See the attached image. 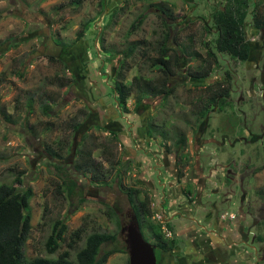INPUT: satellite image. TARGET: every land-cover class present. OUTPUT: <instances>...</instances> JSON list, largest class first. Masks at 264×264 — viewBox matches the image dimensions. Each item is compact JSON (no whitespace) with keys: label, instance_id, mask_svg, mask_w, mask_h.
Returning <instances> with one entry per match:
<instances>
[{"label":"rangeland","instance_id":"374dc122","mask_svg":"<svg viewBox=\"0 0 264 264\" xmlns=\"http://www.w3.org/2000/svg\"><path fill=\"white\" fill-rule=\"evenodd\" d=\"M212 2L221 1L0 0V184L33 189L28 257H57L68 249L67 240L56 253L46 248L54 223L63 220L67 236L86 227L72 258L88 233L106 231L117 235L102 249L114 252L106 264H130L125 228L136 216L127 188L135 187L150 194L154 208L163 203L176 211L189 204L192 192L197 199L192 215L204 225V207L215 208L213 213L232 224L238 216L250 234L243 245L254 253L260 247L256 257L264 264V45L261 30L253 26L255 9L264 13V2L258 6L251 0L247 61L213 45L218 59L210 56L203 42L215 35L203 27L215 26ZM81 31L85 35L79 39ZM167 31L174 48L192 40L190 52L181 55L188 63L181 70L174 64L168 77L173 94H152L139 103L135 90L122 113L113 92L120 64L125 61L128 82L134 76L144 87L162 82L167 77L155 60ZM132 45L133 52L124 57ZM196 78L213 89L196 85ZM216 81L230 86L231 95L224 109L213 105L201 117ZM182 135L187 141L179 149L185 154L180 161L175 142ZM86 155L94 161L89 167L102 168L101 181L78 167L85 166ZM71 180L76 181L72 197ZM169 216L155 211L152 221L184 246V236L163 221ZM143 233L155 242L149 227ZM179 250L166 253L161 264H175L174 254L185 262Z\"/></svg>","mask_w":264,"mask_h":264},{"label":"trees","instance_id":"16d2710c","mask_svg":"<svg viewBox=\"0 0 264 264\" xmlns=\"http://www.w3.org/2000/svg\"><path fill=\"white\" fill-rule=\"evenodd\" d=\"M263 2V0H257L258 4H262ZM250 8L251 0H222L219 5L214 6L212 19L214 20L215 26H205L203 27V31L206 34L210 32V34L215 35V38L213 40L204 41L203 43L210 48V56H213L215 60L218 59V55L213 48L214 46L216 51L228 54L232 58H236L240 61H247L249 59L251 55V45L246 37L245 23ZM168 16L171 17V19H175L173 14H169ZM143 17L144 16H141L135 24H141L144 20ZM254 24L255 27L262 32L264 45V13L261 14V12L258 13L257 11L254 15ZM84 35V31H81L78 38L81 39ZM170 36L171 32L167 31L162 41L159 55L155 60V64L159 65L158 68L162 70L167 77L162 82L152 83L144 87L139 85V83L136 85L137 76H134L132 81L128 82L125 74V61L120 64L115 76L116 81L113 86V92L116 94L115 100L122 113L128 110L127 103L135 90H138L139 93L137 97V102L139 103H141L144 98L152 97V94L154 98L158 96L162 98V95L164 98H167L173 94L175 86H171L168 77L175 73V69L173 68L174 64L181 70V68L188 63L187 60L185 62L181 60V55L188 54L187 51L190 52L192 40L189 44H185L180 49H177L168 45ZM190 39H192V37H190ZM174 40L177 42L176 36ZM212 45L213 47H211ZM134 47L133 45L130 46L129 50L123 53V56L126 57L131 54ZM195 54H197V52H195ZM189 57L187 56V59H189ZM227 74H229V71H227ZM193 83L198 86L204 85L203 87L205 88L210 87L209 89L211 90L213 89L209 84H205L206 79L204 78L194 80ZM214 85L216 90L212 92L208 101L204 104V107H201L199 110L200 112H198L201 117L207 115L213 105H218V108L224 109L225 102L231 95L230 86H224L223 81H217ZM161 132H163V130ZM113 138L120 140L116 131H113ZM186 138V136L182 135L177 138L175 142L178 145L176 152L178 153L180 161L184 159L183 157L185 154L182 152L180 153L179 149L181 147L183 149L186 145ZM91 162L94 163L91 155H86L83 163L85 166L78 165V167H83L92 173L94 179L101 181L104 178L102 168H100L99 164H94L92 167H89ZM178 172L179 177L185 175L182 170ZM71 181L68 189V195L70 197H72L76 188V181ZM16 182L23 183V180L17 178ZM33 195L34 193L31 187L20 189L15 183L0 184V264H106L110 255L114 252L113 250H108L102 253V249L105 244L109 242L114 243L116 241V233L106 231H93L88 233L83 246L77 249L76 257L72 258L71 250L77 248L79 242L83 239L86 227L81 225L67 236L68 226L63 220H57L54 223L53 232L46 241V248L49 253H56L61 247V242L67 240L68 249L60 251L57 257L40 255L28 257L26 243L32 227L30 201ZM127 195L141 230L143 231L146 226L149 227L155 240L153 244H156L161 251H173L179 244V240L177 237L168 236L162 231L161 224L152 221L156 210L153 207V200L150 194L141 188L130 187L127 188ZM170 228L173 229L171 224ZM258 238L261 240L260 236H258ZM157 257H159V260L161 259V255L158 256V253Z\"/></svg>","mask_w":264,"mask_h":264},{"label":"crops","instance_id":"0c3cea01","mask_svg":"<svg viewBox=\"0 0 264 264\" xmlns=\"http://www.w3.org/2000/svg\"><path fill=\"white\" fill-rule=\"evenodd\" d=\"M187 1L193 3V0ZM200 144L201 146H204V144H202L201 142ZM159 165L162 164L159 163ZM198 202L200 203V200ZM194 205H196V202L194 203ZM194 205L190 203L185 205L182 210L180 209V212H182L183 216H175L177 211L173 210V208H170L167 205H164L163 203H160V206L157 207L158 213L164 214L168 212L170 214L167 220L172 218L171 220H173L176 224L175 227L177 229V234L181 237L184 236V238L186 239L184 246H182V243L180 241L176 246L180 247L179 251L185 262H181L178 258V254H174L175 264L254 263L251 257L253 255L256 256L258 253H260V247H255V253H248L243 244L249 242L250 234L247 232V227L243 224L241 219H238V216L234 217L235 223L232 224L230 221L223 220L218 215L219 212H217V210L215 213H213L215 208H206L209 209L206 213L208 222L204 225L200 223V221L197 220L195 216L192 215L191 211L193 210ZM168 207L169 210L167 211ZM170 210L172 212H169ZM193 211H195V209ZM211 224H213V226L209 228L208 226ZM204 228L205 230L209 229V231L207 230L206 233ZM201 233L204 235V237L196 242L195 238H197ZM191 240L193 241V247L187 248L188 243Z\"/></svg>","mask_w":264,"mask_h":264},{"label":"water","instance_id":"95a60500","mask_svg":"<svg viewBox=\"0 0 264 264\" xmlns=\"http://www.w3.org/2000/svg\"><path fill=\"white\" fill-rule=\"evenodd\" d=\"M125 230L130 264H158L157 246L145 238L136 217Z\"/></svg>","mask_w":264,"mask_h":264},{"label":"flooded vegetation","instance_id":"af4514ba","mask_svg":"<svg viewBox=\"0 0 264 264\" xmlns=\"http://www.w3.org/2000/svg\"><path fill=\"white\" fill-rule=\"evenodd\" d=\"M217 82V81H216ZM187 190V189H186ZM188 199H190V201H191V203H195L196 201L195 200H197V199H195V196H194V194L192 193V192H188ZM189 201V202H190ZM157 209V208H156ZM205 210H207V212H208V209H206V207H205ZM156 212H158V210L156 211ZM182 215V212H180V210L179 211H177L176 212V214H175V216H181ZM183 216V215H182ZM172 219V218H171ZM171 219H169V220H166V219H164L163 221H165V223L168 225V226H170V224L173 226V230L174 231H176L177 232V229H176V227H175V223H172V220ZM132 222H134V221H132ZM172 237V236H171ZM172 250H163V251H161L160 249H158V247H157V253H158V256H160L161 255V259L159 260L158 259V263L160 264V261H162V259L164 258V256H165V254L166 253H168V252H171ZM249 253V252H248ZM259 254V253H258ZM247 257H248V255H247ZM256 257V256H255ZM159 258V257H158ZM262 262H263V259H262V257H260V256H257L256 258H255V260H254V263H252V264H262ZM220 264H222V263H220Z\"/></svg>","mask_w":264,"mask_h":264},{"label":"clouds","instance_id":"9594fccd","mask_svg":"<svg viewBox=\"0 0 264 264\" xmlns=\"http://www.w3.org/2000/svg\"><path fill=\"white\" fill-rule=\"evenodd\" d=\"M220 1H222V0H220ZM213 3V6H216V5H219L218 3H216V4H214V2H212ZM252 3V2H251ZM258 6H259V4H258ZM250 10H251V8H250ZM251 13V11H249V14ZM257 13V8L255 9V13H254V15ZM259 13V12H258ZM213 14V13H212ZM249 14H248V16H249ZM253 21H254V16H253ZM247 23H248V17H247V20H246V23H245V26H246V32H247ZM253 26L255 27V24H253ZM256 29H258V28H256ZM246 37H247V35H246ZM262 43H263V40H262ZM189 202V201H188ZM176 203H177V200H176ZM194 203V202H193ZM189 204H190V202H189ZM155 210L157 211V209L155 208ZM193 210H194V208H193ZM192 210V211H193ZM206 212H207V210H206ZM221 217V216H220ZM222 218V217H221ZM143 232V231H142ZM144 234V233H143ZM156 245V244H155ZM157 246V245H156ZM256 250V249H255Z\"/></svg>","mask_w":264,"mask_h":264}]
</instances>
